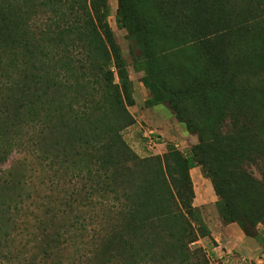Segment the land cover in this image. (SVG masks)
Returning a JSON list of instances; mask_svg holds the SVG:
<instances>
[{
  "label": "trees",
  "instance_id": "16d2710c",
  "mask_svg": "<svg viewBox=\"0 0 264 264\" xmlns=\"http://www.w3.org/2000/svg\"><path fill=\"white\" fill-rule=\"evenodd\" d=\"M204 1L170 0L171 11L165 14L163 0H121L118 20L133 36H144L140 49L148 73L167 92L179 120L198 135L196 149L208 157L214 146L228 153L233 143L253 144L260 136L264 78L233 68L264 50V41L249 40L251 33L264 36V15L249 14L255 0H239L232 24L204 28L196 26ZM208 4L215 11L222 3ZM110 10L109 0H0V180L12 175L15 165L7 164L15 153L20 155L15 164H26L32 172L28 178L39 191L24 230L40 224L41 211L63 207L54 214L53 226L43 229L37 264L63 263L54 255L70 250L78 234L64 239L59 222L79 207L93 213L91 227L84 229L91 232L86 236L90 242H81L91 247V264L104 253L112 264H120L122 257L126 264H209L203 249L194 247L199 230L187 210L169 198L167 172L183 174V166L173 161L164 168L161 157L141 159L123 138L134 119L114 81V68L120 78L126 72L108 21ZM186 52L189 56L181 59ZM257 151L264 158L263 149ZM194 154L185 160L191 170L197 167ZM67 170L72 191L62 197L59 178ZM233 174L264 196V181L247 170ZM89 197L91 202L64 201ZM4 206L0 214L7 225L24 210L18 204ZM252 226L244 224L247 236L254 237ZM18 257L7 264H21Z\"/></svg>",
  "mask_w": 264,
  "mask_h": 264
},
{
  "label": "rangeland",
  "instance_id": "374dc122",
  "mask_svg": "<svg viewBox=\"0 0 264 264\" xmlns=\"http://www.w3.org/2000/svg\"><path fill=\"white\" fill-rule=\"evenodd\" d=\"M109 2L111 10L108 21L122 55L123 70L126 72V76L124 75L122 79L118 70L114 68V81L119 86L123 99L127 100L128 111L134 119V123L122 132L125 142L141 159L161 157L164 168H167L168 162H171L172 166H174V162H179L183 166V174L179 175L176 171H173L172 174L167 172L166 178L170 189L169 198L175 199L174 202L184 212L187 210L189 221L194 228L199 230V241L194 247L203 249L209 264H240L241 259L249 260L236 252L223 255L213 251V247L217 245L211 236L213 228L226 226L232 222L238 223L243 230H245L244 224L253 223L252 234L263 246L264 255V196L249 187L242 177L233 174V171L247 170L255 179L264 181V158L260 157L257 151V148H262L264 156V117L261 116V122L257 128L260 136L258 139H254L253 144L233 143L228 153L214 146L208 157L201 156L199 150L196 149L200 143L198 135L191 132L186 124L179 120L175 110L168 102L167 92L147 71L148 63L140 49L144 44V36L141 37L139 32L133 36V33L119 22L118 11L121 0H109ZM169 2L170 0L161 2L160 8L165 14L171 11ZM184 2H188V0H183L182 4ZM204 2L206 3L205 9L198 18L196 26L218 28L234 22L239 0H221L222 4L215 11L208 4L211 0ZM253 4L254 9L249 7V14L251 16L264 15V0H255ZM244 7L245 5L240 6L241 10ZM176 31L180 36L181 28L176 29ZM259 39L263 42L264 36H255L253 33L249 35L251 42H259ZM223 40L224 38H221L219 43ZM188 56L189 54L186 52L181 59H186ZM247 57L239 60L242 62L236 61L233 70L254 75L256 78H264V50ZM174 60L177 61V59ZM183 70L186 75L187 73L190 75L187 68L183 67ZM215 98L216 96L213 97V99ZM54 142L55 138L50 140L51 150ZM251 148H256L257 153L251 151ZM193 154L195 156L194 162L200 168L203 177L209 181L216 195L213 203L202 207L195 206V198L199 188L197 189L195 186L191 169L185 163L186 158ZM19 157L20 155L15 153L7 164V166L15 165L8 181L0 180V211L2 206L4 209L6 208L4 205L9 203L11 205L18 204L24 209L17 220L9 225L4 224L6 220L3 222L1 216L3 213L0 214V264H7L9 258L16 256H19L18 258L22 261L21 264L40 263L44 247L43 234L45 232L43 229L53 226L52 224L55 223L54 214L58 209L62 210L63 208H53L46 213L45 210L41 211L40 224L33 223L31 228L24 230L26 215L33 208V198L37 196L39 189L33 185L35 181L28 178L32 174L29 166L15 164ZM48 168V166L45 168L44 165L45 175L49 171ZM50 173L52 172L50 171ZM170 175H173L174 178L172 179ZM44 177L46 180L48 176ZM71 179L72 174L68 170L61 173L59 182L62 197L69 196L71 193ZM216 182L220 184L219 192L215 190ZM105 198L107 199V196ZM229 198H231L230 205L227 201ZM64 201L85 203L91 202V197L78 198V201L73 198ZM190 207L193 208L192 211L188 210ZM98 211L96 210V212ZM71 214L69 210V218L61 217L62 220L59 223L64 224L61 234L65 235L64 239H68L69 234H78V239L72 237L75 240L74 243L70 242V250L60 255L56 253L54 260L63 261L62 264H91V247L89 244H87L88 246L82 245L81 242L85 238H87L86 241L90 242V238L86 236L91 232L84 229L91 227V215L93 213L90 208L81 209L79 207L76 213L72 216ZM76 216L78 221L74 224ZM71 217L73 218L72 221ZM83 223H86V227ZM53 230L56 232L59 229L54 228ZM147 231L142 230L141 232L148 234ZM78 243L79 247L77 246ZM107 250L110 252L109 247ZM107 254H101L98 262L92 264H112L109 261L110 256ZM123 258H118L120 264H126ZM262 258L264 259V257ZM112 262L117 264L113 260ZM250 262L256 264L251 260Z\"/></svg>",
  "mask_w": 264,
  "mask_h": 264
},
{
  "label": "crops",
  "instance_id": "0c3cea01",
  "mask_svg": "<svg viewBox=\"0 0 264 264\" xmlns=\"http://www.w3.org/2000/svg\"><path fill=\"white\" fill-rule=\"evenodd\" d=\"M191 172L195 186L197 189L199 188L195 198V206L202 207L213 203L216 195L209 181L201 174L200 168L195 167ZM211 236L217 244L213 247V251L218 254L225 255L236 252L256 264L264 262L262 258L264 257L263 246L257 238L247 236L238 223L213 228Z\"/></svg>",
  "mask_w": 264,
  "mask_h": 264
},
{
  "label": "built area",
  "instance_id": "2783aa9c",
  "mask_svg": "<svg viewBox=\"0 0 264 264\" xmlns=\"http://www.w3.org/2000/svg\"><path fill=\"white\" fill-rule=\"evenodd\" d=\"M241 263L240 264H252L251 262H250V260H246V259H241Z\"/></svg>",
  "mask_w": 264,
  "mask_h": 264
}]
</instances>
